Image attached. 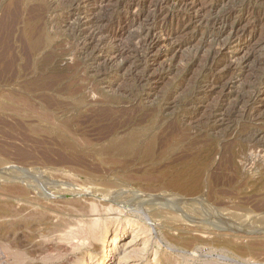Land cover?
<instances>
[{
  "label": "rangeland",
  "instance_id": "374dc122",
  "mask_svg": "<svg viewBox=\"0 0 264 264\" xmlns=\"http://www.w3.org/2000/svg\"><path fill=\"white\" fill-rule=\"evenodd\" d=\"M223 17L228 29L212 27ZM0 22V264H264V153L244 141L264 135V0H0ZM154 23L152 45L134 40ZM30 35L49 37L31 61ZM58 123L78 142L71 154ZM129 137L130 152L115 151ZM73 157L98 179L72 175ZM163 202L184 227L150 212ZM100 213L107 233L93 239ZM116 232L112 253L105 241Z\"/></svg>",
  "mask_w": 264,
  "mask_h": 264
},
{
  "label": "bare ground",
  "instance_id": "6f19581e",
  "mask_svg": "<svg viewBox=\"0 0 264 264\" xmlns=\"http://www.w3.org/2000/svg\"><path fill=\"white\" fill-rule=\"evenodd\" d=\"M13 1H16V0H13ZM18 1V0H17ZM80 0H77V2H79ZM18 3V2H17ZM16 2H15V4H17ZM23 3H24V1H23ZM22 3V4H23ZM14 5V4H13ZM11 6V5H10ZM14 6H16V5H14ZM18 6H19V3H18ZM9 7V6H8ZM12 7V6H11ZM10 7V8H11ZM18 9V8H17ZM16 9V10H17ZM6 10V9H5ZM12 10H13V7H12ZM19 10H21L20 8H19ZM7 11V10H6ZM10 11V10H9ZM18 11V10H17ZM17 11H16V13H17ZM21 11H23V10H21ZM4 12V11H3ZM13 12V11H12ZM32 12V11H31ZM34 12V11H33ZM42 12V11H41ZM6 13V12H5ZM5 13H3V14H5ZM21 13V12H20ZM8 14V13H7ZM9 14H10V12H9ZM15 14V13H14ZM14 14H13V17H14ZM17 14H19V13H17ZM232 14V13H231ZM11 15V14H10ZM27 15V14H26ZM30 15V14H29ZM42 15V14H41ZM12 16V15H11ZM10 16V17H11ZM19 16H20V14H19ZM21 16H22V14H21ZM21 16H20V18H21ZM226 16H227V14H226ZM2 17H4V16H2ZM8 17V16H7ZM10 17H8V18H10ZM28 17V16H27ZM7 18V19H8ZM29 18V17H28ZM15 19V18H14ZM13 19V20H14ZM17 20V22H19L18 20V17L16 18ZM35 19V18H34ZM22 20H23V18H22ZM33 20V19H32ZM36 20V19H35ZM16 21H15V23L14 24H16ZM211 21V20H210ZM6 22V21H5ZM8 22H10V20L8 21ZM21 22V21H20ZM27 22H29V21H27ZM26 22V23H27ZM31 22V21H30ZM33 22V21H32ZM38 22V21H37ZM230 22H231V19H227V17H223L222 19H213L212 21H211V25L213 24V25H216V24H218V23H220V24H218V25H220V26H222V29H228L229 28V26H230ZM1 23V22H0ZM2 23H3V21H2ZM23 23V21L21 22V24ZM4 24V23H3ZM8 24V23H7ZM11 24V23H10ZM9 24V25H10ZM43 24V23H42ZM53 24V23H52ZM2 25V24H1ZM18 25V24H17ZM29 25H32V24H29ZM28 25V26H29ZM34 25V24H33ZM213 25H212V27H213ZM13 26V25H12ZM40 26V25H39ZM38 26V27H39ZM8 27H10V26H8ZM14 27H16V26H14ZM21 27V26H20ZM26 27V26H25ZM25 27L23 28V29H25ZM54 27V26H53ZM215 27V26H214ZM4 28H5V26H4ZM7 28V27H6ZM22 28V27H21ZM234 26L232 25L231 26V33H232V37L231 38H233L234 40H237V42H240L241 41V39H242V37L243 36H245V35H243V34H238L237 33V31H234ZM3 29V28H2ZM1 29V30H2ZM22 29V30H23ZM29 29H31V27L29 28ZM158 29V25L157 24H153L151 27H148L147 29H144V28H142L140 31H139V33L138 34H136V36H135V38H134V40H136L138 43H141V44H147V46L149 45V44H151V43H153V41H154V36H155V32H156V30ZM5 30V29H4ZM4 30H2V31H4ZM9 30H11V29H9ZM28 30V29H27ZM40 30V29H39ZM8 31V30H7ZM13 31V30H12ZM15 31V30H14ZM13 31V32H14ZM26 31V30H25ZM234 31V32H233ZM3 33V32H2ZM9 33V32H8ZM14 33H16V31L14 32ZM22 33V32H21ZM20 33V34H21ZM28 33H30V32H28ZM82 33V32H81ZM95 33V32H94ZM105 32L103 31V30H101V31H98L96 34H94L95 36L96 35H102V34H104ZM230 33V34H231ZM5 34V33H4ZM31 34H33V33H31ZM76 34V33H75ZM212 34V33H211ZM1 35V34H0ZM7 35V34H6ZM5 35V37H7ZM21 35H23V34H21ZM28 35V34H27ZM36 35V34H35ZM93 35V36H94ZM213 35V34H212ZM216 35V34H215ZM218 35V34H217ZM222 35V34H221ZM220 35V36H221ZM4 36V35H3ZM9 36V35H8ZM23 36H25V34L23 35ZM40 36V35H39ZM37 37L36 39L33 37V36H29L28 37V39H27V42L25 43L26 45H27V58L31 61V60H33V59H35L37 56H39L40 54L42 55V53H43V51H44V49H45V47H46V45H47V41H48V39H49V37L48 36H40V37ZM70 36H73V35H70ZM92 36V37H93ZM1 37V39H7V38H2V36H0ZM11 37V40H12V36H10ZM212 37V36H211ZM21 38H22V36H21ZM20 38V39H21ZM264 38V37H263ZM75 39V38H74ZM73 39V40H74ZM97 39V38H96ZM8 40H9V37H8ZM22 40V39H21ZM72 40V41H73ZM81 40V39H80ZM23 41V40H22ZM25 41H26V39H25ZM4 42V41H3ZM2 42V43H3ZM9 42V41H8ZM21 42V41H20ZM78 42H81V41H78ZM264 42V41H263ZM72 43V42H71ZM15 44V43H14ZM22 44V43H21ZM72 44H75L74 42L72 43ZM78 44V43H77ZM185 44V43H184ZM183 44V45H184ZM231 44V43H230ZM0 45H1V43H0ZM152 45V44H151ZM5 46V45H4ZM3 46V47H4ZM7 46V45H6ZM9 46H10V44H9ZM25 46V45H24ZM263 46V45H262ZM11 47H12V45H11ZM18 47V46H17ZM226 46L225 45H222V48L224 49ZM1 48V47H0ZM227 48V47H226ZM264 48V47H263ZM6 49H7V47H6ZM49 49H51V48H49ZM223 49L222 50H219V51H213L211 54H210V56H209V58H208V63H207V66H206V68H205V70H204V72L205 73H210V72H214L217 68H218V60H217V58L220 56V55H223ZM10 50H12V48H10ZM14 50V49H13ZM12 50V51H13ZM21 50V49H20ZM73 50V49H72ZM1 51V50H0ZM4 51V49L2 50V52ZM8 52H9V48H8V50H7ZM7 51H4V52H7ZM26 51V50H25ZM7 52V53H8ZM11 52V51H10ZM20 52H22V51H20ZM7 53H6V55H7ZM13 53H15V51L13 52ZM49 53V52H48ZM47 53V54H48ZM15 55V54H14ZM11 56H12V54H11ZM10 56V57H11ZM24 56V55H23ZM0 57H2V56H0ZM5 57V56H4ZM3 57V58H4ZM8 57V56H7ZM6 57V58H7ZM10 57H8V58H10ZM13 58H12V61H14L16 58V56H12ZM18 59V58H17ZM2 60V59H1ZM8 60V59H7ZM10 60V59H9ZM20 60V59H19ZM18 60V61H19ZM54 60V57L52 56V54H48V55H44L43 57H42V59H40V61H39V63L40 64H42V65H44V66H47V65H51V63H52V61ZM3 61V60H2ZM26 61V60H25ZM1 62V61H0ZM5 62V61H4ZM7 62H9L10 63V61H7ZM5 63L6 64V67L8 66L7 64H9V63ZM15 62V61H14ZM246 62H248V61H246ZM27 62H25V64H26ZM263 63H264V61H263ZM2 64H3V62H2ZM2 64H0V65H2ZM30 64V63H29ZM241 64V63H240ZM4 65V64H3ZM24 65V64H23ZM27 65H28V63H27ZM31 65V64H30ZM260 65V64H259ZM16 66V65H15ZM41 66V65H40ZM12 67V66H11ZM27 67V66H26ZM242 67V66H241ZM259 67H261V66H259ZM258 67V68H259ZM4 68V67H3ZM9 68H10V66H9ZM24 70H25V68H24V66L22 67ZM44 68V67H43ZM257 68V69H258ZM264 68V67H263ZM245 69V68H244ZM248 69V68H247ZM246 69V70H247ZM260 69H262V67L260 68ZM16 70V69H15ZM23 70V71H24ZM262 70H264V69H262ZM28 71V70H27ZM259 73V72H258ZM257 73V74H258ZM13 72H12V74H10V76H13ZM260 74H261V72H260ZM16 75V74H15ZM262 75V74H261ZM26 79V78H25ZM51 79V78H50ZM55 79V78H54ZM263 80V79H262ZM55 81V80H54ZM256 81V80H255ZM254 81V82H255ZM256 83V82H255ZM252 84V83H251ZM257 84V83H256ZM261 86H264V82H262V84H260ZM256 87L258 86V85H255ZM260 86V87H261ZM253 87H254V85H253ZM251 88V87H250ZM259 88V87H258ZM260 89H262V88H260ZM264 89V88H263ZM262 89V90H263ZM253 90L251 89V92H252ZM260 93H261V90H257V91H254L253 92V94H252V96L250 97V99L251 100H255V99H257L258 98V96L260 95ZM29 94V93H28ZM31 94V93H30ZM39 94V93H38ZM11 95H9V97H10ZM33 97H35L34 96V94L32 95ZM43 96V95H42ZM245 96V95H244ZM246 96H248L249 97V95L247 94ZM41 97V96H40ZM7 98H8V96H7ZM37 98H39L38 96H37ZM10 99V98H9ZM23 99H24V97H23ZM7 100V99H6ZM243 100V99H242ZM245 100V99H244ZM248 100V99H247ZM41 101V100H40ZM39 101V102H40ZM250 101V100H249ZM240 102H242V101H240ZM244 102V101H243ZM255 102V101H254ZM248 103V101L246 102V104ZM252 103V102H251ZM250 103V104H251ZM242 105H243V103H242ZM245 107V106H244ZM239 109H240V107H239ZM27 110L29 111V112H34V113H38V115L40 114L39 112H38V109L37 108H35L34 106H32V105H27ZM235 110V109H234ZM233 110V111H234ZM238 110V109H237ZM244 110V109H243ZM218 111H220V109H218L217 110V112ZM232 111V112H233ZM236 111V110H235ZM239 111V110H238ZM248 111V110H247ZM184 114V113H183ZM215 114V113H214ZM189 115V114H188ZM233 115V114H232ZM186 116V115H185ZM241 116L243 117V115L241 114ZM216 116L215 115H213V117L212 118H215ZM250 117V116H249ZM52 118H53V115L51 114V112H49V111H43L42 113H41V116L39 117V119H40V122H45L46 124L47 123H50V121L52 120ZM56 123V122H55ZM55 125V124H54ZM206 125V124H205ZM55 130L57 131L56 133L59 135V137L60 138H62V139H64V143H65V145H66V147L64 148V150L65 151H68L70 154L72 153V152H74V151H76V149H77V141L75 140V138L73 139V137L71 138L70 136L72 135L71 134V132H69V130L65 127V126H63V125H61L60 123H58L56 126H55ZM255 130V129H254ZM112 131V130H111ZM110 131V132H111ZM109 132V133H110ZM116 134V133H115ZM115 134H113V135H115ZM244 134H246V133H244ZM262 134H263V132H261V131H257V132H252V133H249V134H246L245 135V144H246V147H247V149H249V153H250V150H252V152L253 151H256V150H260V152H261V154L262 153H264V135L262 136ZM133 136H135V135H133ZM115 137H117V135H115ZM244 138V137H243ZM116 140H117V138H115ZM136 139V137H129L128 139H126V140H124L122 143H120V142H118L117 144H116V149H115V151H117V152H122V153H125V152H130V149L131 148H133L134 147V142H133V140H135ZM239 139V138H238ZM240 140H242V139H240ZM241 143V142H240ZM149 144V143H148ZM81 148V147H80ZM79 148V149H80ZM148 149L147 150H149V149H151L152 147H151V144L147 147ZM78 149V150H79ZM85 149V148H84ZM81 151V150H80ZM82 151H84V150H82ZM81 151V152H82ZM86 151V150H85ZM244 152V151H243ZM248 152H247V154H248ZM250 153V154H254V153ZM206 154V153H205ZM229 154H231V153H229ZM238 154V153H237ZM242 155V154H241ZM241 155H239V156H241ZM244 155H246V154H244ZM260 155V154H259ZM262 155H264V154H262ZM261 155V156H262ZM75 156L77 157V155L75 154ZM213 156V155H212ZM211 156V157H212ZM253 156V155H252ZM251 156V157H252ZM83 157V156H82ZM242 157V156H241ZM257 157V156H256ZM260 157V156H259ZM258 158V157H257ZM211 159V158H210ZM245 159V158H244ZM253 159V158H252ZM256 159V158H255ZM262 160H264L263 158H261ZM259 160H260V158H259ZM100 161H101V163H103L104 162V159L103 158H101L100 159ZM243 161V160H242ZM58 162H61V161H58ZM68 162H70L69 164H71L72 165V167H73V170H72V172H73V174L72 175H79V176H82V177H84L85 178V176L88 178V181L90 180V182H94L96 179H98L97 177V174H95L93 171L92 172H88V171H86L88 174H84L83 172H85V171H83L82 169H81V167H82V164H84L83 163V160L82 159H76L75 157H73V159H71L70 161H68ZM258 162V161H257ZM260 162V161H259ZM262 162V161H261ZM62 164L64 163V162H61ZM66 164V163H65ZM61 165V164H60ZM67 167L68 166H70V165H66ZM63 167V166H62ZM72 167H70V168H72ZM66 168V167H65ZM69 168V167H68ZM62 169H64V167L62 168ZM67 169V168H66ZM69 171H70V169H69ZM106 171V170H105ZM72 172H70V173H72ZM75 172V173H74ZM107 173H109V172H107ZM111 173V172H110ZM82 174H84L85 176H83ZM78 177V176H77ZM116 177V176H115ZM120 177V176H119ZM87 178H86V180H87ZM120 178H122V177H120ZM124 179H123V181L124 182H127L128 181V178H126V177H123ZM117 180L119 181V179L117 178ZM98 181V180H97ZM130 181V180H129ZM116 182V181H115ZM121 183H122V181H120ZM149 184V183H148ZM96 185H98V184H96ZM151 185V184H150ZM100 186V185H99ZM106 186V185H105ZM110 187H111V185H109ZM108 186V187H109ZM153 186H154V184H153ZM104 187V186H103ZM113 187V186H112ZM116 187V186H115ZM148 187V186H147ZM174 187V189H176V191L179 193V192H181V194L180 195H182L183 193H185V192H187V189L185 188V187H183V186H181L180 184L179 185H172V188ZM121 188L119 187V190H120ZM158 190H167L168 188L167 187H161L160 185H159V187L157 188ZM173 189V190H174ZM124 190V189H123ZM152 190V189H151ZM150 190V191H151ZM153 190H155V188L153 189ZM153 190H152V192H153ZM158 190H155V191H158ZM95 191V190H94ZM154 191V192H155ZM109 192V191H108ZM111 192H113V191H111ZM160 192V191H159ZM96 193H98V192H96ZM100 193V192H99ZM106 193V194H105ZM117 193H118V191H117ZM158 193V192H157ZM167 193V192H166ZM188 193V192H187ZM190 193V192H189ZM195 193H197V191H195ZM199 193V192H198ZM14 194V193H13ZM101 195L100 196H102V198H108L110 195V193L108 194L107 193V191H102L101 193H100ZM142 194V193H141ZM193 194H194V192H193ZM210 194V193H209ZM213 194H214V192H213ZM20 195V194H19ZM185 195V194H184ZM189 195V194H188ZM187 195V196H188ZM190 195H192V194H190ZM204 195V194H203ZM216 195H217V193H216ZM215 195V196H216ZM12 196H15V194L14 195H12ZM11 196V197H12ZM153 196V195H152ZM194 196V195H193ZM181 197V196H180ZM202 197H205V196H202ZM13 198V197H12ZM15 198V197H14ZM183 198H185L184 196H183ZM199 198V197H198ZM214 198V197H213ZM9 199V198H8ZM164 199V200H163ZM162 200L163 201H165V198H163ZM200 200V199H199ZM204 201V200H203ZM147 202V201H146ZM151 202V201H150ZM185 202V201H184ZM197 202V201H196ZM188 203V202H187ZM189 204V203H188ZM11 205V204H10ZM13 205V204H12ZM158 205V207H156ZM157 205H155V204H151V205H148L152 210L150 211V212H152L153 213V215L155 216V217H159L161 220L163 219V221L165 222V223H167V225L169 226V224L170 225H175L176 227H184L185 225H183V221H181V219H180V217H182V216H178V215H176V213L175 212H172V210H171V208H170V210L169 209H167L166 210V206H168L167 204H165L164 202L163 203H159V204H157ZM170 205V204H169ZM181 205V204H180ZM179 205V206H180ZM213 205V204H212ZM102 206V205H101ZM160 206V207H159ZM171 206V205H170ZM183 206V205H182ZM185 207H186V205H184ZM189 206L190 207H192V205H190L189 204ZM194 206V205H193ZM211 207V206H210ZM214 207V206H213ZM213 207H211V208H213ZM11 208V207H10ZM180 208V207H179ZM193 208V207H192ZM191 208V209H192ZM197 208V207H196ZM196 208H194V209H196ZM189 210H190V208H188ZM219 209V208H218ZM224 209V208H223ZM150 210V209H149ZM174 210V209H173ZM179 210V209H178ZM184 210V209H183ZM193 210V209H192ZM191 210V211H192ZM48 211V210H47ZM181 211V210H180ZM45 212V211H44ZM49 212V211H48ZM47 212V213H48ZM51 212V211H50ZM185 212V211H184ZM46 213V212H45ZM173 213H175V214H173ZM189 213V212H188ZM14 212H13V210H11V214H10V217H15L14 215ZM101 213H100V215L99 214H97L96 216H98V217H95L94 218V220H91L90 222H91V225H89L90 227H92L91 228V231H90V235L92 234V236H90V237H92L93 239H101V237H105L106 235H105V231H106V233H107V227H108V222H106L105 220L107 219H103V217H101ZM197 215V214H196ZM7 216H9V215H7ZM50 216H51V214H50ZM153 216V217H154ZM49 217V216H48ZM2 218V217H1ZM5 218H7V217H5ZM98 218V219H97ZM183 220V219H182ZM186 220V219H185ZM185 220H184V223H185ZM12 221V223H13V221L14 220H11ZM109 221V220H108ZM188 220H186V222H187ZM16 222V221H15ZM81 222V221H80ZM84 222V221H83ZM82 223V222H81ZM110 224V223H109ZM199 224V223H198ZM244 224V223H243ZM12 225V224H11ZM200 225V224H199ZM199 225H198V227H199ZM15 226V225H14ZM89 226H87L88 227V229L90 228ZM215 226V225H214ZM11 227V226H10ZM16 227V226H15ZM212 227V226H211ZM217 227V228H216ZM215 227V229H218V228H221V227H218V226H216ZM173 228V227H172ZM200 228V227H199ZM204 228V227H203ZM206 228V227H205ZM9 229V228H8ZM183 230L184 231H187V228H184V229H182L181 228V231L183 232ZM220 230V229H219ZM85 231H86V228H85ZM84 231V232H85ZM188 231H190V229L188 228ZM199 231H201V229H199ZM87 233H89V231L87 232ZM86 233V234H87ZM189 234V233H188ZM85 236H87V235H85ZM89 237V236H88ZM134 238V237H133ZM194 238V237H193ZM199 238V237H198ZM106 239V238H105ZM105 241V240H104ZM119 241V236H118V234H117V232L115 233V235L113 236V237H111V238H108L105 242L108 244L109 242H111L110 243V247H112L113 245H114V247H113V249H112V253H113V251H115V252H119L120 250H119V248H118V245L116 244L117 242ZM191 241V240H190ZM193 242V241H192ZM105 243V244H106ZM189 243V242H188ZM108 246V245H107ZM107 246L105 247V249H104V252L106 251V248H107ZM108 251V250H107ZM103 252V251H102ZM103 252V253H104ZM246 252V251H245ZM115 258V257H114ZM106 259H108V258H106ZM112 261V259H110V262ZM54 264V263H53ZM57 264H59V263H57ZM60 264H61V262H60Z\"/></svg>",
  "mask_w": 264,
  "mask_h": 264
}]
</instances>
